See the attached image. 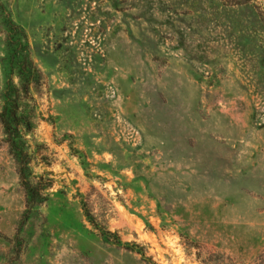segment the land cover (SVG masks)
Here are the masks:
<instances>
[{
	"label": "rangeland",
	"instance_id": "rangeland-1",
	"mask_svg": "<svg viewBox=\"0 0 264 264\" xmlns=\"http://www.w3.org/2000/svg\"><path fill=\"white\" fill-rule=\"evenodd\" d=\"M177 1L0 0V264H264V0Z\"/></svg>",
	"mask_w": 264,
	"mask_h": 264
},
{
	"label": "trees",
	"instance_id": "trees-1",
	"mask_svg": "<svg viewBox=\"0 0 264 264\" xmlns=\"http://www.w3.org/2000/svg\"><path fill=\"white\" fill-rule=\"evenodd\" d=\"M150 3H154V0H150ZM162 0H159V2L161 3ZM166 1H172V0H166ZM174 1V0H173ZM179 1V0H178ZM178 1L176 3V6L178 4ZM219 1V3H214L215 0H209L210 7L212 8L213 6L215 7V9L218 8H224L227 7V0H216ZM195 4V0L193 1V3H191L190 0H184L183 2H180L179 5L181 6H185L186 8L190 9V11L192 10V7ZM175 3H171L170 5H168L167 9L172 12V13H180V14H189V11H181L178 10L177 12L174 11ZM209 7V6H207ZM129 8L133 9L135 8V6H130ZM174 8V9H173ZM23 75V74H22ZM21 75V76H22ZM26 81V80H25ZM26 89V87H25ZM15 114L13 113V111L11 110H3V113H1V122L3 123V127L5 129V133L7 135V142L9 144L10 149L12 150L14 156L17 158L18 163H19V169H18V173H19V178H20V182L23 186V188L25 189L27 196L29 198V202L35 203L36 202V198L38 196V189L36 188V186H34L27 177V154L25 152H23V150H21V148L18 146L16 139L14 137V133H13V125H15Z\"/></svg>",
	"mask_w": 264,
	"mask_h": 264
}]
</instances>
